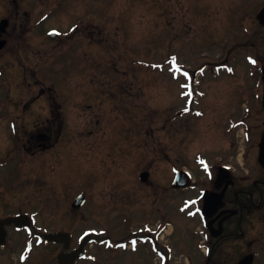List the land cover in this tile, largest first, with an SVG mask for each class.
Wrapping results in <instances>:
<instances>
[{
    "label": "flooded vegetation",
    "instance_id": "af4514ba",
    "mask_svg": "<svg viewBox=\"0 0 264 264\" xmlns=\"http://www.w3.org/2000/svg\"><path fill=\"white\" fill-rule=\"evenodd\" d=\"M250 5L254 9L253 16L251 20H243V0H208L205 7L206 20L201 33L194 32L189 41H198L200 45L205 46L206 51L201 55L206 61L198 64L197 54L192 49L189 51L192 56L189 63L182 59L180 51L171 53L168 62L172 64L166 65V68L171 72L183 71L188 74L189 80L185 86L187 93L183 96L185 99L182 98L186 104L177 102L174 105L171 117L173 150H165L160 155V159L164 155H172V170L167 181L163 179L159 182L155 179L157 182L154 183L150 179L151 174L143 179V172L151 173L146 167H142L138 175L140 184L150 190H156L151 193L155 196L149 204L151 208L144 209V218L133 220L130 215L124 218V223L112 225L100 222L103 215L98 214L94 225L84 227L78 235H73V232L62 224L67 222L65 214L56 216L55 220L60 223L56 226L52 223L43 224L36 217L35 210L19 208L17 192H9L11 187H7L8 192H3L4 167L14 163L18 171V163H15L17 158L24 157L25 154L34 156L57 149L64 137L66 122V103L57 102L58 106H54L56 114L52 117L51 97L48 99V105L46 102L47 110H44L47 114L42 115L43 118L38 115L35 119L31 112L35 104L30 99L20 101L17 95L14 96L12 86L15 81L9 79L7 73L11 70H17L18 73L22 68L31 70L30 74L35 75V72L25 65L26 57L32 61V55L44 57L41 62L46 63L44 66L50 71L77 72L78 81L86 88H96L93 85L100 78L98 73L103 71L101 67L106 66L111 73L129 72L126 67L131 66L117 65L115 60L101 66L102 55L98 43L93 40L96 37L99 42L101 36L100 24L95 21L105 20L109 23L110 20H116L115 0H0V213L6 212L0 214V264H62L60 255L76 249L81 252L78 253L79 257L74 264H115L120 263V260H123V264H129L124 256L127 252L136 253L140 250L139 253L142 251L145 255L146 250H149L148 242L156 248H161L165 243L163 239L173 234V230L166 232V227L159 224L160 220L154 224L149 220L151 218L147 217L149 214L152 218L162 217V214L166 216L167 207L177 214L178 219L180 217L184 221L186 233L193 244L192 248L205 250L206 256L202 255L199 262H195L196 257L193 254L189 256L186 259L188 264L222 263L215 258L221 259L224 255L222 247L226 248L231 244L233 238H244L247 232L243 230L244 223L253 225L255 229L262 225L260 231L264 233V0H251ZM127 29L132 31L130 27ZM126 33H119V38L127 42ZM116 36L118 37V34H111L109 37L110 44L112 41L114 46ZM140 41L138 45L141 48ZM52 42L56 43L54 49L49 48ZM118 46L119 49L112 47L110 50H104V54L114 57L119 53L117 58L124 57L130 65H137L138 68L142 66L145 72L150 67L164 68V65L158 62L145 61L142 55L133 58V54L142 51L140 48L133 46L132 50V46L123 42H118ZM212 67L223 71H214L217 75L210 76L206 84H203L204 80L198 83L193 80L197 74L203 77L208 68L209 73ZM240 67H245V72L251 74V80L246 81L252 90L250 103L239 96L242 93V81L238 82L235 97L230 99L221 89L222 75L238 73ZM83 73L88 76L86 80ZM90 77L92 81L89 80ZM108 82L115 85L113 89L119 92L120 96L123 94L122 84ZM195 84L197 92L193 90ZM208 84L210 88L203 96L199 92L200 85ZM66 89L73 88L68 84L62 86V91H59L56 87L57 95L61 97ZM195 93L201 95L195 97ZM233 100L235 103L231 107ZM225 101L227 103H223ZM191 113L194 118H199L198 124L185 118ZM29 116H33L32 120ZM40 119L41 122L36 123ZM215 129H218L224 138V144L192 153L185 151L197 134L202 133L207 138ZM159 130L163 131L162 128ZM7 137L9 139H6ZM160 141L162 142V139ZM157 149H160L159 145ZM125 154L128 158L132 155L131 150L125 151ZM242 154L246 159H250L245 163L246 173L241 172L235 162L233 164L231 161H237ZM182 169L189 172V175H181ZM15 175L16 172L13 176ZM7 179L13 180V177ZM185 180L187 185L181 187ZM6 184L8 185V182ZM164 192L172 194L174 204L164 205ZM30 197L33 195L29 194L28 200ZM85 200L83 206L87 198ZM159 205L164 207L159 208ZM5 207L10 208V211ZM77 215L82 223H89L83 213L78 211ZM7 217L24 218L18 224L13 222L3 226L2 220ZM238 229L240 230L237 231ZM68 231L72 234L69 246L67 241L45 239L47 233ZM84 237L88 241L82 246ZM249 243L251 245L253 242ZM159 258L163 264L165 261L171 263L172 253L170 255L169 251L167 256ZM250 258L252 257L248 259ZM242 262H245V258H242Z\"/></svg>",
    "mask_w": 264,
    "mask_h": 264
},
{
    "label": "rangeland",
    "instance_id": "374dc122",
    "mask_svg": "<svg viewBox=\"0 0 264 264\" xmlns=\"http://www.w3.org/2000/svg\"><path fill=\"white\" fill-rule=\"evenodd\" d=\"M207 2L208 0H115L116 20H110L109 23L105 20L95 21L100 24L101 36L99 42L96 37L93 40L94 43H98L102 55L101 66L110 60H115L117 65L131 66V68L126 67L130 70L129 72L118 74L111 73L112 71H109L106 66L101 67L103 71L98 73L100 78L96 80L97 83L95 79L93 81L95 89L82 85L78 81L79 74L75 71H50L44 66L46 63L41 62L44 57L39 58L36 55H32V61L26 57L25 63L35 72V75L30 74L31 70L22 68L18 73L17 70L7 73L8 78L15 81L12 86L14 96L17 95L20 101L30 99L35 104L31 109L35 119L38 115L43 118L44 114H47L44 110H47L46 102L48 105L50 97L53 106L52 117H55L54 106H58L57 102L66 103L65 132L61 145L57 149L37 153L34 156L25 154L24 157L17 158L18 161L15 163H18V171L14 163L8 164L3 169L5 178V181H2L5 182V187L1 185L3 192L9 191L7 187H11L9 192H17L19 208L35 210L36 217L41 220V223H52L55 226L60 224L55 220L56 216L65 214L67 222L62 224L74 235H78L84 227L94 225L98 214L103 215L100 222L112 225L124 223V218L130 215L133 220L144 218V209L151 208L149 204L155 198L151 193H155L156 190H150L140 184L138 175L142 167H146L151 172V181L153 180L154 183L162 182L163 179L167 181L168 174L172 170V155H164L160 159L163 151L172 152L173 150L171 124L167 119L171 120L173 107L177 102L186 104L182 90L186 91L187 79L184 75L168 73L170 69L168 72H165L166 69L162 72L160 69L150 67L145 72L142 66L134 67L124 57L117 58L119 53L110 57L109 54H104V50H110L112 47L119 49L118 42L132 46L133 50V46L140 48L138 44L141 40L140 49L144 52L133 54V58H139L138 56L142 55L145 61L158 62L167 57L170 59V52L180 51L182 59L189 63L192 59L189 51L192 49L197 54V63L201 65L206 61V58L201 55L206 48L198 41H189L194 32L201 33L206 20ZM250 3L251 0H243V20H251L253 16L254 9ZM128 27L132 28V31L128 30ZM124 32H127V42L119 38V33ZM176 32L182 34L179 35ZM111 34H118V37L114 39L115 46L112 41L110 44ZM55 45L56 43L52 42L49 48L54 49ZM237 65L239 66L240 63L238 62ZM217 70L223 71L212 67L208 73V68L204 71L203 77L197 74L195 81L203 82L204 80L203 84H206L210 76L217 75L213 73ZM83 75L86 80L87 74L83 73ZM222 76L221 89L228 99L235 97L238 82L242 81V93L239 96L248 103L252 101V90L249 83H246L250 77L249 73L245 72V67H240L238 73H227ZM89 80L92 81V77ZM108 81L122 84L123 94L120 96L119 92L113 89L115 85ZM68 84L73 89H66L61 97L57 95L56 87L62 91V86ZM193 86L195 88L193 90H196L197 85ZM208 88L210 84L200 85L199 92L204 96ZM233 103L235 100L232 101L231 107ZM220 112L223 113L222 110ZM29 117L32 120L33 116ZM185 118L193 120L191 122L194 124L200 121L198 117L194 118L192 113ZM163 120L165 123H161ZM38 122H41V119L36 121ZM161 127L166 129L159 130ZM224 141L219 130L215 129L208 134L207 138L202 133L197 134L185 151L192 153L217 148L224 144ZM129 150L132 155L127 158L125 151L129 152ZM15 155L17 156V150ZM231 161L233 164L235 162L241 172L246 173L245 163L250 159H246L242 154L237 161L234 159ZM249 170L252 174L251 169ZM15 172L16 178L13 176ZM8 177H13V180H8ZM81 192L86 195L87 202L81 208H73L71 203ZM29 194L33 197L28 200ZM164 195V205L175 203L170 192H164ZM5 196L8 195L5 194ZM5 209L8 208L5 207ZM7 211H10V208ZM78 211L85 215L89 223H82L77 215ZM165 211L166 216L162 214V217L152 218L148 213L147 217H150L149 220L154 224L159 220L161 224H171L173 234L163 239L165 243L161 248H156L148 242L149 250H146L145 255L142 251L139 253L140 250L136 253L127 252L124 255L127 263L163 264L159 256H167L169 251L170 255L172 253L171 263L165 261L164 264H188L186 259L192 254L196 257L195 262H199L202 255L206 256L204 249L192 248L193 244L186 233L184 221L180 217L178 219L177 214L170 207H167ZM3 213L6 212L0 214ZM184 219L188 221L187 218ZM171 226L168 229L169 232ZM242 227L247 231L244 238H233L230 241L231 244H228L226 248L222 247L224 255L221 259L215 258L222 263L217 264H264V233L260 231L262 225H258L255 229L253 225L244 223ZM148 237L150 238V233ZM255 238L258 241H253ZM249 242L253 243L250 245ZM249 257L252 258L248 259ZM242 258H245V262H242ZM120 263L123 264V260H120Z\"/></svg>",
    "mask_w": 264,
    "mask_h": 264
},
{
    "label": "water",
    "instance_id": "95a60500",
    "mask_svg": "<svg viewBox=\"0 0 264 264\" xmlns=\"http://www.w3.org/2000/svg\"><path fill=\"white\" fill-rule=\"evenodd\" d=\"M146 175H147V173L143 174L144 177H146ZM83 201H84L83 196L77 198L76 202L74 203V206H80V205L83 203ZM21 218H22V217H19V218H17V217H10V218H7V219L3 220L2 225H5V224H7V223H11L12 221H15V222L19 223L20 220H21ZM0 233H1V232H0ZM60 235H62V236L65 235V239H67V240L69 241V235H68V234H65V233H62V234H56V233L47 234L46 237H47V239L58 240V239H60V238H59ZM77 255H78V251H75V252L69 254V255H68V258H66L65 261H69V262L74 261V259H75V257H76Z\"/></svg>",
    "mask_w": 264,
    "mask_h": 264
}]
</instances>
